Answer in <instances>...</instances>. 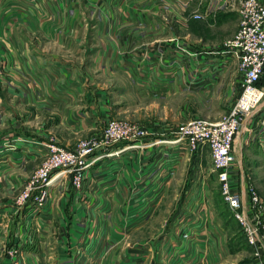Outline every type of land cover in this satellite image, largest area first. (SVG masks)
<instances>
[{"label": "crops", "instance_id": "obj_1", "mask_svg": "<svg viewBox=\"0 0 264 264\" xmlns=\"http://www.w3.org/2000/svg\"><path fill=\"white\" fill-rule=\"evenodd\" d=\"M237 8L238 0H0V57L7 64L0 76V264H202L194 252L201 248L203 257L204 239L176 253L173 235L149 232L170 214V202L163 207L167 192L185 188L191 196L189 177L196 170L189 175L186 169L183 176L179 166L184 159L195 168L197 160L184 153L171 169L167 159L176 148L157 139L106 148L116 153L90 166L80 190L69 174L60 173L48 186L50 200L43 208H19L16 199L44 159L46 144L72 148L100 133L121 110L108 96L122 95L118 83L125 82L126 92L136 97L145 86L138 81L172 84L188 78L204 89L228 81L225 74L236 62L206 52L228 38L218 43L208 33L229 15L237 17ZM187 21L203 28L181 30ZM197 44L205 51L196 55ZM182 49L207 59L203 69ZM180 61L190 63L184 76ZM10 136L21 139L14 148L5 143ZM143 207L147 217H139ZM11 247L17 248L15 256L8 254ZM134 254L135 263L126 259ZM252 258L251 264H264V250ZM213 259L208 256L204 264Z\"/></svg>", "mask_w": 264, "mask_h": 264}, {"label": "built area", "instance_id": "obj_2", "mask_svg": "<svg viewBox=\"0 0 264 264\" xmlns=\"http://www.w3.org/2000/svg\"><path fill=\"white\" fill-rule=\"evenodd\" d=\"M237 12L239 19L233 36L221 48L212 51V54L217 53L226 61L233 59L241 74L237 93L227 113L217 119L191 118L178 126L172 138L161 140L160 143L176 148L167 159L171 169L180 162L184 153L194 155L203 148L209 149L212 170L216 174L223 202L240 224L253 256L259 258L264 250V199L251 185L236 189L232 167L236 159L234 149L237 135L240 130H248L249 125L255 129L258 121L255 124L253 116L264 108V85L261 83L264 75V3L260 0H238ZM178 63L179 69L184 66L181 61ZM4 70L0 59V75ZM213 79L214 72L208 80L211 82ZM146 135L147 131L143 126L110 119L100 133L80 140L72 148L46 144L45 157L18 195L17 206L22 208L31 204L36 208H43L50 200L48 186L62 172L69 174L72 186L80 190L90 166L103 156L116 153L106 148L117 142L141 139ZM7 139L5 143L9 148H14V144L21 141L13 136ZM262 149L264 150V143ZM133 198L138 199V195ZM146 212L147 207L141 208L139 216ZM196 220L200 222L199 225H196ZM203 223V218H190L182 233H179L181 242L194 240L197 238L196 234H200L206 243L208 240L202 248V258L199 256L201 248L194 252L195 259L202 264L208 261V256L214 258L216 254L213 251L214 239L211 240V232H207ZM8 254L15 256L17 249L9 248ZM137 258L136 254L129 256L132 263ZM179 262L178 260L177 264Z\"/></svg>", "mask_w": 264, "mask_h": 264}, {"label": "rangeland", "instance_id": "obj_3", "mask_svg": "<svg viewBox=\"0 0 264 264\" xmlns=\"http://www.w3.org/2000/svg\"><path fill=\"white\" fill-rule=\"evenodd\" d=\"M237 17L239 19V16ZM237 17L229 15L225 23L213 27L212 33H208V35H213L211 39L216 40L218 43L222 40L225 41L227 38H231L237 27ZM182 27L181 30L185 31L193 29L194 27L203 28L201 25L192 24L189 21L186 22L185 26L182 25ZM195 32L194 35L196 34L197 36L203 34V32ZM180 34L184 35L185 32H180ZM194 35H192L191 39L196 38ZM201 45L197 44V52L193 54L197 55L205 51ZM206 52L212 54L210 50ZM181 53L193 58L192 62L198 70L199 68L203 69L204 62L207 59H198L197 56L190 55L183 49ZM194 57L198 62H195L196 59ZM0 59L5 69L0 75L3 76L7 72V64L3 58L0 57ZM180 59L184 60L181 57ZM188 66H190V63H188ZM187 67H180V71H182L181 76ZM222 74L224 75L225 73ZM225 75L229 78L228 81L223 80L224 78L219 79L216 84L209 86L208 89L202 88L203 86H199L197 82V85H195V80L191 81L186 77V80L180 79L172 84L168 81H165L164 84H157V82L148 84L146 81H138L139 86L145 84V88L142 87L144 91L140 88L141 95L136 97H132L130 93L126 92L125 82L120 83V85L118 83L115 87L124 91L122 95H114L111 92L108 96L111 101V106L120 107L121 110L112 113L109 120L126 121L143 127L146 125L148 127L146 129V136L150 137V139L161 141L162 138L164 139L173 135L178 126L191 118L217 119L227 113L237 93L241 74L237 66H235V68L232 67L230 71H227ZM261 83L264 85V75L262 76ZM154 84L157 85L155 86ZM253 117L255 124L258 121L256 128L253 129L249 125V129L240 130L235 139L234 152L236 159L232 167L235 182L234 187L236 189H243L247 185H251L256 188L259 195L264 199V150L262 149L264 143L262 142L264 140L262 138L264 137V108L261 109L259 114ZM186 154L190 155L189 153ZM195 155L197 156L195 168H193L192 160H190V165L187 164L188 161L185 165L183 162L186 160L183 159L184 161L182 160L179 166V170H182L183 176L185 175L186 169L189 170V175L191 170H196L194 176L189 177V180H194L189 183V186H191L190 190H193L191 194L193 199H191L188 193L185 194V188L174 194L167 192L163 199L166 201L163 207L167 202H170L168 206L170 209L172 208L170 214L166 216L164 224L161 222L152 224L149 227V232L159 231L173 235L176 238L175 241H177L173 243V246L178 250L176 251L178 253L180 249H186L192 242L204 241L200 237V234H196L197 238L194 240L181 242V235L179 234L182 233L183 227L186 226L190 218H203V224H205L206 229L211 230V240L216 239L219 242V245H214L213 248L214 253H216L212 261L213 264H251L253 260L252 248L247 243L240 224L223 202L216 174L212 170L209 149L203 148ZM173 172L172 170L169 174H173ZM187 200L191 201L189 206H183ZM148 213L149 211H147L144 217H147ZM200 214H203V217H199ZM211 224L213 225L212 227ZM220 233L222 236H220ZM182 253L185 254L186 252ZM126 259H129V256Z\"/></svg>", "mask_w": 264, "mask_h": 264}, {"label": "trees", "instance_id": "obj_4", "mask_svg": "<svg viewBox=\"0 0 264 264\" xmlns=\"http://www.w3.org/2000/svg\"><path fill=\"white\" fill-rule=\"evenodd\" d=\"M230 212V211H229Z\"/></svg>", "mask_w": 264, "mask_h": 264}]
</instances>
